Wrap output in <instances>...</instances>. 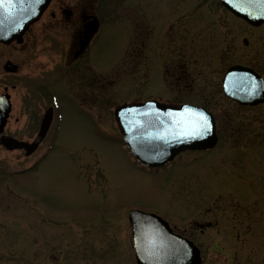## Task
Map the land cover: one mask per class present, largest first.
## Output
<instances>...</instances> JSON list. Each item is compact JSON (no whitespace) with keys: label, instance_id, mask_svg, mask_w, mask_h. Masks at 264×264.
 <instances>
[{"label":"rangeland","instance_id":"374dc122","mask_svg":"<svg viewBox=\"0 0 264 264\" xmlns=\"http://www.w3.org/2000/svg\"><path fill=\"white\" fill-rule=\"evenodd\" d=\"M108 3L98 2L101 28L80 62L94 74V92L86 87V71H78L80 98L91 99V107L78 99L72 72L53 70L61 67L66 47L50 34L32 46L27 36L20 46L0 45V93L6 87L12 105L4 135L31 142L44 110L50 103L55 108L50 131L32 156L0 146V264H135L131 210L187 229L189 209L203 204L210 209L194 219L214 218L218 225L193 238L202 250L201 264H264L258 253L264 226V102L239 107L221 91L230 65L248 66L264 79V26H247L216 0ZM72 5L73 0H52L39 21L57 6ZM138 21L150 32L142 39L143 66L136 70L132 55L125 56L126 47L137 44ZM183 25L189 26L186 40L169 32ZM5 61L21 64L20 71L5 74ZM184 64L186 80L170 77ZM157 99L206 108L219 143L211 151L181 153L155 173L139 169L121 142L113 113L122 104ZM250 208L256 238L244 233L246 224L240 222L236 240L229 219L241 221ZM217 230L230 234L239 253L219 252Z\"/></svg>","mask_w":264,"mask_h":264},{"label":"water","instance_id":"95a60500","mask_svg":"<svg viewBox=\"0 0 264 264\" xmlns=\"http://www.w3.org/2000/svg\"><path fill=\"white\" fill-rule=\"evenodd\" d=\"M51 0H41L38 4H17L9 8L7 4L0 9V43L9 44L12 40L21 42L28 26L39 19ZM233 15L253 27L264 25V16L252 7L243 11L234 7V0H219ZM250 13V14H248ZM97 20L85 30L80 51L87 46L96 33ZM5 71H14L15 67ZM224 94L241 105L254 106L264 100V81L252 71L231 67L223 79ZM259 85V87H257ZM190 109L191 113H185ZM10 112L8 95H0V146L7 151L23 150L25 156L32 154L44 138L51 119L48 111L42 120L39 132L31 143L17 141L1 135ZM203 115L208 121L209 130L198 138L185 137L183 124L178 121L189 115ZM123 143L132 157L146 168H161L185 150H204L212 148L216 142L214 122L204 109L193 106H168L157 102L133 103L123 105L114 112ZM131 235L136 264H200L198 250L187 241L173 235L167 225L154 215L132 212L129 215Z\"/></svg>","mask_w":264,"mask_h":264},{"label":"flooded vegetation","instance_id":"af4514ba","mask_svg":"<svg viewBox=\"0 0 264 264\" xmlns=\"http://www.w3.org/2000/svg\"><path fill=\"white\" fill-rule=\"evenodd\" d=\"M99 1L100 0H73V5L70 8L57 6L55 8V10L49 11L48 17L45 21L40 22L39 20L42 19L43 15H45V12L47 11L46 10L41 15L38 22L34 23L32 26H30L28 28L27 32L25 33V35L23 37V42L25 41L24 39L27 36L26 39L28 41H30L31 46H32L40 38H43V36L50 34L52 36V38H54V40L57 43H62L66 47V49L63 48V50H65L64 51L65 53L63 56V60L60 63L61 67L55 66L53 70H55L56 68H63L67 72L73 73V75L75 76V78L77 80V85H78V87H77L78 92L76 93L77 97L81 101V103H83L84 105H87L88 107H91L93 104L90 101L91 99L87 98L85 95L80 98V88H79L80 81H79L78 71L79 70L82 71V68L86 71V73H84L88 76V82H87L86 87H88L89 93H91L90 91L94 92V88H95V86H94V83H95L94 74L90 71L88 65L80 64V62L84 58H86L90 46L92 45L95 37L98 35V33L100 31L101 23H100V17H99L98 11H97ZM108 2L110 3V0H108ZM139 7H140V9H142V7L140 5H139ZM130 8L131 7H128V9H130ZM56 12H57V14L60 13V15L56 16ZM141 15H142V10H141ZM94 17L97 18L98 23H99L98 31L89 40L87 46H85V48L77 55V53L80 51V46H81V43L83 41L84 32L88 28L90 23H92ZM176 23H178V22H176ZM142 24H143V21L137 22V26H138L137 36H136L137 37V39H136L137 44H136L135 48H132V49L128 48L127 49V47H126L125 59L128 60V53L131 54L132 55L131 58H133V61H135V63H136L135 64L136 70L139 69V67L143 66L142 58H143V51H145V45H144L142 39L144 40V38H145L144 35L148 36L149 32H150L149 30L144 31ZM183 26H184L183 29H176V31H174V28L171 26L169 29V32L170 33L174 32L175 36H177L176 37L177 39L186 40L187 36H188V32H189V26L188 25H183ZM47 41H48V43L50 42V40H47ZM23 42H22V44H23ZM63 42L66 44H64ZM243 43H244V45H247V42L245 40L243 41ZM11 45H13V44H11ZM18 46H20V45H18ZM30 50H31V48H30ZM48 51H50L52 53L55 52L52 49H49ZM15 65L17 66L16 73L9 74V75H15L20 71L21 64L16 63ZM164 72H167V69H166V71L164 70ZM83 76H85V75H83ZM176 76L178 79L182 78V80L183 79L186 80V78L188 77V73H187V69H186L185 64L181 68L174 67V70H173V72H171L170 77H176ZM92 102H93V100H92ZM51 107H52V105H49L44 110V112ZM44 112H43V114H44ZM54 113H55V111L53 110V118H54ZM43 114L40 117V121H41ZM40 121H39V124H40ZM52 123H53V119H52ZM52 123H51V125H52ZM209 206L210 205H208V204H203V205H201V208L199 210H198V208H196V211H195V208H192V207H191L192 210L189 209L190 210L189 215H191V212H192V215L189 216L190 219L188 220V224H187L188 228L187 229L186 228L180 229L175 224L169 223L170 227L172 228V230L175 233H177V234L185 237L186 239L190 240L195 246H197L199 248V250L201 252V256H202L201 247L198 245L197 242H195L193 240V238H194L196 233H198L199 236H202L205 234V232L207 230L212 229L213 225H218V219L210 218L209 220H203L200 218V219L196 220V219H194L193 216L196 214L205 213L206 211H208L210 209ZM231 206H233V205H231ZM194 211H195V213H194ZM253 215L254 214L251 212V208H250V211L247 212L246 214L243 213L241 221H239V217L235 216L236 217L235 218L233 215H231L229 220L233 221L234 224L231 227H229V232L232 230L231 233L236 234V236H235L236 240L239 239V232H238L237 228H238L240 222L241 223L245 222V224H246L244 233H247L249 230V232L251 231L250 235H252V238H254V237L256 238V236H255V218ZM216 216L217 215H215V217ZM221 226L223 228H225L224 222L221 224ZM259 232L261 233L260 234L261 239H259V241H258V243L260 245V250L258 251V253H260L259 256H261V258H262V255L264 254V250L261 252L262 247L264 249V226L260 227ZM217 233L220 234L219 235L220 248L218 247L219 252H224L227 250L226 252L231 254V255H236L237 253H239V251H237L238 247L234 246L236 241H233L230 234L227 235L223 230L222 231L217 230ZM243 235L248 236L250 238L249 234H243ZM255 238H254V240H255ZM250 248H251V246H249L247 248V251L250 254L249 256H251V254H252ZM221 254H223V253H221ZM251 258H252V256H251ZM230 263H233V262L230 261ZM249 263H251V259H250ZM242 264H247V263H242Z\"/></svg>","mask_w":264,"mask_h":264},{"label":"snow or ice","instance_id":"6c2138e0","mask_svg":"<svg viewBox=\"0 0 264 264\" xmlns=\"http://www.w3.org/2000/svg\"><path fill=\"white\" fill-rule=\"evenodd\" d=\"M40 2L41 0H0V9H3L5 4H7L9 8H12L17 4H38ZM233 6L238 7L240 11H243L245 7H252L258 11L259 15L264 16V0H234ZM257 87H259V85H257ZM185 113H191V110L185 109ZM177 123L183 124L181 130L184 136L189 138H198L209 130L208 121L202 114L199 116L189 115L186 119L178 121Z\"/></svg>","mask_w":264,"mask_h":264}]
</instances>
